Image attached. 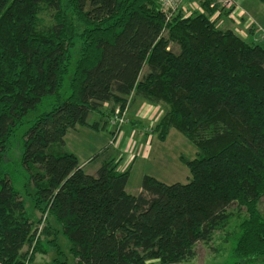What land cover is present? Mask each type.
Returning <instances> with one entry per match:
<instances>
[{
  "label": "trees",
  "instance_id": "1",
  "mask_svg": "<svg viewBox=\"0 0 264 264\" xmlns=\"http://www.w3.org/2000/svg\"><path fill=\"white\" fill-rule=\"evenodd\" d=\"M209 5L186 17L158 0H0V164L28 114L52 100L23 135L22 161L33 207L56 231L46 235L66 238L75 264L193 262L234 210L244 215L232 264L264 262V47L217 26ZM130 96L166 108L160 137L175 129L198 149L188 183L148 175L134 195L111 145L91 159L95 173L66 149L70 131L99 128L91 113ZM36 224L0 173L1 264L24 262Z\"/></svg>",
  "mask_w": 264,
  "mask_h": 264
},
{
  "label": "rangeland",
  "instance_id": "2",
  "mask_svg": "<svg viewBox=\"0 0 264 264\" xmlns=\"http://www.w3.org/2000/svg\"><path fill=\"white\" fill-rule=\"evenodd\" d=\"M191 1L182 0L181 5L186 8L184 10L185 13L192 12V8L201 7L198 0H194V4H191ZM235 2L247 13L244 12L247 16L243 19L249 20L251 13L258 14L261 21L259 27L262 29L261 33L250 38V30L252 28L250 30L246 29L248 23L242 21V17L233 13L232 17L235 20H239V22L233 21L234 24L231 22L235 29L238 27L236 33L247 41H250V39H256L257 41L261 38L260 45L264 47V0H235ZM239 7L237 10L242 11ZM40 18L41 20L49 21L50 14L43 12ZM225 26L227 29H231L227 23ZM51 102L52 100L50 99L45 100L38 110L28 114L24 124L17 129L9 141V152L0 164V173L7 174L11 179L13 186L21 193L26 202L28 214L37 223L34 244L22 249V252L26 254L22 264H75L74 258L69 253L68 240L61 234L54 232L51 236L46 235L55 230L45 229L50 221L48 213L41 217L39 211H36L33 207L30 195L34 189L33 186L29 185L30 172L22 161L24 152L23 135L33 125L39 115L52 109ZM128 103L129 108L125 113L126 120L123 123H120L123 116L118 112V110H123L121 105L115 106L111 103H106L102 108V111L106 113L104 118L101 117L102 113H91L89 123H94L101 127L92 129L86 126H79L77 131H70L65 137L66 149L74 153L82 164L84 161L93 159L98 152L111 145L116 155L118 171L130 172L127 191L134 195L140 192L142 179L148 175L168 185L188 183L191 180V173L186 162L197 157L198 149L189 139L175 129H171L166 138L160 137V129L157 128V125L162 121L166 108L164 109L160 105H151L141 100L133 101L131 96L127 98L124 106ZM138 113H140L142 123L137 128H132L135 125L134 121H136ZM149 116H151L150 120H148ZM155 119L157 120V125H154ZM148 136H151L149 142L153 143L147 141ZM129 140L130 142L128 143ZM148 148H150V156L147 160H144L141 157L142 152L144 150L149 152ZM100 166L101 161L91 162L90 160V163H86L83 168L87 173H90ZM260 209L264 213V199ZM233 212L234 214L229 223L222 230L216 232L212 247L199 244L197 246V258L187 264H232L234 262L233 249L240 235V225L243 221L241 217L244 213H240L237 210ZM51 222L53 228H59L53 220ZM50 240H53L55 244H59L58 248L62 250V255H58L56 247L50 246ZM40 247L46 253H34ZM151 264L160 263L154 261ZM255 264H264V262L258 261Z\"/></svg>",
  "mask_w": 264,
  "mask_h": 264
},
{
  "label": "built area",
  "instance_id": "3",
  "mask_svg": "<svg viewBox=\"0 0 264 264\" xmlns=\"http://www.w3.org/2000/svg\"><path fill=\"white\" fill-rule=\"evenodd\" d=\"M163 8V11L167 13V15H172L178 12H182L186 17L191 16L194 13L199 14H206L205 8L200 4L201 7L195 9L192 8L193 11L190 13H185L184 10L186 9L184 6L181 5L182 0H158ZM202 2H205L206 0H200ZM212 9H215V13L211 16V20L217 22V26H221L223 24V21H221V17L226 15L229 19L233 20L234 18L231 15L225 14V12H235L238 8L237 3L235 0H217L216 3H211L209 6ZM239 17H242L243 19L245 16H247L243 11H239V14L237 15ZM239 21V20H238ZM129 108V103L123 107V110H118V112L123 116L120 120V123L125 122V113L127 109Z\"/></svg>",
  "mask_w": 264,
  "mask_h": 264
},
{
  "label": "crops",
  "instance_id": "4",
  "mask_svg": "<svg viewBox=\"0 0 264 264\" xmlns=\"http://www.w3.org/2000/svg\"><path fill=\"white\" fill-rule=\"evenodd\" d=\"M193 1L194 0H192L191 1V4H194L193 3ZM198 2H199V5L200 4H202V3H205V2H209V4L211 5V3H216L217 2V0H206L205 2H202V1H200V0H198ZM209 5V6H210ZM190 6V5H189ZM237 6H238V4H237ZM191 7V6H190ZM239 7V6H238ZM240 8V10H242L243 12H245V10H243L241 7H239ZM239 10H236L235 12L233 11V12H230V14L227 12V13H225V14H227V15H231V14H233V13H235L236 15H238L239 14V12H238ZM246 13V12H245ZM247 14V13H246ZM260 17L258 16V14H254V13H251L250 14V19L249 20H246V19H242V21H246L248 24L246 25V29H251L250 30V38H251V36H253V37H255V35L256 34H259V33H261V31H262V29H261V27H259V25H260V23H261V21H260V19H259ZM221 21H223V24L221 25V26H224V27H226L225 25H226V23L229 25V27L232 29V30H234L235 32H237L236 30H238V27H237V29H235L234 27H233V21H237V22H239L238 20H235V19H233V20H231V19H229L228 18V16H226V15H224V16H222L221 17ZM230 22V23H229ZM231 22L233 23V24H231ZM264 38V37H263ZM250 41H253V42H256V43H259L260 44V41H261V38H260V40H257L256 41V39L254 40H252V39H250ZM91 116V115H90ZM101 117L102 118H104L105 117V115H102L101 114ZM151 119V116H149L148 117V120H150ZM106 120V119H105ZM157 120L155 119V124L154 125H157V122H156ZM135 122V125L134 126H132V128H137L138 127V125H140V123H142V121H141V119H140V113H138L137 114V119H136V121H134ZM105 125V124H104ZM152 125V124H151ZM106 126V125H105ZM79 128V127H78ZM78 128L76 129V131L78 130ZM149 140H151V136H148V139H147V141L149 142ZM146 141V140H145ZM130 142V140L128 141V143ZM149 143H153V142H149ZM130 145V144H129ZM106 146V145H105ZM104 146V147H105ZM103 147V148H104ZM102 149V148H101ZM152 149V148H151ZM148 150H149V152L147 151V150H144L143 152H142V159H144V160H147L148 159V157L150 156V148H148ZM91 160V159H90ZM90 160H88V161H84L82 164H81V166L83 167L86 163H90ZM97 169H95L93 172H90V173H95V171H96ZM141 191V190H140ZM139 193V192H138Z\"/></svg>",
  "mask_w": 264,
  "mask_h": 264
}]
</instances>
